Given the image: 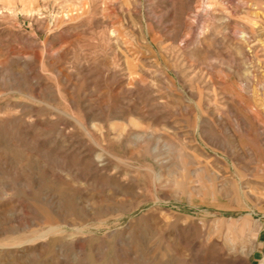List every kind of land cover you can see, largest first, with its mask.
Segmentation results:
<instances>
[{
	"label": "rangeland",
	"instance_id": "rangeland-1",
	"mask_svg": "<svg viewBox=\"0 0 264 264\" xmlns=\"http://www.w3.org/2000/svg\"><path fill=\"white\" fill-rule=\"evenodd\" d=\"M0 264H264V0H0Z\"/></svg>",
	"mask_w": 264,
	"mask_h": 264
}]
</instances>
